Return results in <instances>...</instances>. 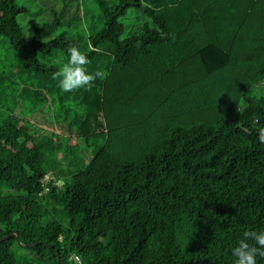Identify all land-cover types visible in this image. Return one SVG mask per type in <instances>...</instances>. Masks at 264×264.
I'll use <instances>...</instances> for the list:
<instances>
[{"label": "trees", "instance_id": "obj_1", "mask_svg": "<svg viewBox=\"0 0 264 264\" xmlns=\"http://www.w3.org/2000/svg\"><path fill=\"white\" fill-rule=\"evenodd\" d=\"M142 1L154 26L119 40L120 18ZM98 3L104 26L88 43L99 51L83 53L88 73L108 66L102 129L62 139L14 116L0 123V264H33L13 253L16 231L36 264L73 253L84 264H233L244 231L264 230V0ZM28 13L0 0V35L24 68L54 70L39 56L67 59L77 40L58 12L26 39L17 17ZM78 149L91 156L59 186Z\"/></svg>", "mask_w": 264, "mask_h": 264}, {"label": "rangeland", "instance_id": "obj_2", "mask_svg": "<svg viewBox=\"0 0 264 264\" xmlns=\"http://www.w3.org/2000/svg\"><path fill=\"white\" fill-rule=\"evenodd\" d=\"M114 7L117 0H107ZM19 5L29 9L28 14H20L17 19L26 39L31 38L36 26L52 21L54 13H61L62 27L67 36L77 40L81 52L88 50L89 35H94L104 26V18L98 0H17ZM142 3L128 9L120 18L123 32L119 40L137 34L140 26H154L146 15ZM44 66L55 69L47 72H35L24 68L21 55L10 44L9 40L0 35V123L7 117L14 116L25 121L34 132L48 133L66 138L82 133H92L102 129L101 115L98 106L100 97V78L93 81L91 90L84 88L74 92H62L58 81L52 79V74L61 66L58 62H67L61 50H55L51 55H40ZM97 70L106 72L105 61H98L91 73ZM90 73V74H91ZM264 93V87L261 92ZM100 143V138H90L88 146ZM76 150L77 147L74 146ZM91 156L87 149H78L75 164L60 163L63 175L56 180L60 186L77 168H84ZM55 219L66 224V219L53 213ZM13 253L21 262L28 260L36 264L34 257L26 246L14 243Z\"/></svg>", "mask_w": 264, "mask_h": 264}, {"label": "clouds", "instance_id": "obj_3", "mask_svg": "<svg viewBox=\"0 0 264 264\" xmlns=\"http://www.w3.org/2000/svg\"><path fill=\"white\" fill-rule=\"evenodd\" d=\"M91 51H99L89 44ZM67 62H58L61 64L59 69L52 74V79L58 81V86L62 92H74L84 88L91 90L93 81L96 78H106V73L97 70L95 73H88L86 65L90 63V58L80 49L70 44L67 46ZM258 139L264 143V128L259 129ZM253 241L254 243H249ZM234 257L233 264H257V256L264 257V230L251 231L246 230L243 238L239 240L237 246L231 249ZM75 264H84L79 254L73 253Z\"/></svg>", "mask_w": 264, "mask_h": 264}, {"label": "built area", "instance_id": "obj_4", "mask_svg": "<svg viewBox=\"0 0 264 264\" xmlns=\"http://www.w3.org/2000/svg\"><path fill=\"white\" fill-rule=\"evenodd\" d=\"M51 177V174H46L44 178L41 179V183H42V186L44 187V190L47 191L49 189V187L46 185V181L47 179H49ZM69 263L70 264H75V260H74V257L73 255H71L69 257Z\"/></svg>", "mask_w": 264, "mask_h": 264}, {"label": "water", "instance_id": "obj_5", "mask_svg": "<svg viewBox=\"0 0 264 264\" xmlns=\"http://www.w3.org/2000/svg\"><path fill=\"white\" fill-rule=\"evenodd\" d=\"M10 235H11V234L6 235L5 237H2L1 240H3L4 238L9 237ZM16 237H17V241H18L19 243H21L23 246H29V245H32V243H22V242L20 241V236H19V234H18L17 231H16Z\"/></svg>", "mask_w": 264, "mask_h": 264}, {"label": "crops", "instance_id": "obj_6", "mask_svg": "<svg viewBox=\"0 0 264 264\" xmlns=\"http://www.w3.org/2000/svg\"><path fill=\"white\" fill-rule=\"evenodd\" d=\"M88 47V46H87Z\"/></svg>", "mask_w": 264, "mask_h": 264}]
</instances>
